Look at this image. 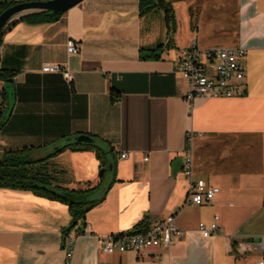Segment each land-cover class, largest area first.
<instances>
[{
	"label": "crops",
	"instance_id": "crops-1",
	"mask_svg": "<svg viewBox=\"0 0 264 264\" xmlns=\"http://www.w3.org/2000/svg\"><path fill=\"white\" fill-rule=\"evenodd\" d=\"M139 0H83L56 21L17 23L0 41V69L12 74L2 116L0 153H51L78 135L104 148L102 170L93 151H65L49 161L60 186H99L103 201L63 238L68 207L30 192L0 188V264H256L264 260V0L171 2L175 32L166 36L162 10L143 16ZM213 4L210 35L246 50L242 98L184 100L188 84L174 66L179 50L196 40L198 19ZM178 10L185 26L182 38ZM75 40L77 55L65 43ZM167 41L168 45H167ZM198 43V41H197ZM164 44L160 58L141 59ZM46 65L66 66L42 73ZM115 90L117 97H112ZM194 141V179L219 188L204 206H183L188 183L181 173L185 134ZM127 154L124 159L120 154ZM108 156V158H107ZM147 159V160H144ZM175 215L182 235L169 252L138 258L106 255L94 238L137 230L140 222ZM218 216L219 232L204 237L198 224ZM73 255L65 260L64 245Z\"/></svg>",
	"mask_w": 264,
	"mask_h": 264
},
{
	"label": "built area",
	"instance_id": "built-area-1",
	"mask_svg": "<svg viewBox=\"0 0 264 264\" xmlns=\"http://www.w3.org/2000/svg\"><path fill=\"white\" fill-rule=\"evenodd\" d=\"M68 56L77 55L80 46L73 39L65 43ZM246 50L240 47H208L201 48L196 40L179 50L175 70L188 84L184 100L191 104L195 99H234L245 96ZM42 73H60L70 86L73 76L66 66L46 65ZM202 137L200 133L189 130L185 134V146L182 155L181 173L188 183V191L183 206H204L210 204L220 192L219 188L208 186L202 179H194V141ZM127 154H120L124 159ZM147 160V159H144ZM176 216L169 215L165 219L148 222L142 230H132L120 233L98 236L93 234L88 226L84 233L94 238L98 251L106 255L133 253L138 258L159 257L161 252H169L170 247L181 238L182 232L176 226ZM218 216L212 223L205 226L198 224V230L204 237L219 232ZM65 260L70 262L73 255V244L68 241L64 245ZM256 264H264V260Z\"/></svg>",
	"mask_w": 264,
	"mask_h": 264
},
{
	"label": "trees",
	"instance_id": "trees-1",
	"mask_svg": "<svg viewBox=\"0 0 264 264\" xmlns=\"http://www.w3.org/2000/svg\"><path fill=\"white\" fill-rule=\"evenodd\" d=\"M25 1H47V0H0V14L9 7ZM180 1V0H172ZM156 9L162 10L166 36L175 32V17L171 2L167 0H139V15L143 16ZM61 15L52 14L49 11L35 13L23 16L20 21L9 23L0 35L2 36L17 23L42 24L56 21ZM167 41V45H168ZM164 49V44H158L151 49H140L148 54L140 56L141 59H159ZM12 74L0 69V88H1V108H0V132L1 118L6 113L8 96L11 95ZM112 97H117L115 90L111 92ZM95 139V138H94ZM31 149L23 148L17 151H3L0 153V188L11 189L16 191L30 192L38 197L62 203L68 207L71 217L70 224L62 230L63 238L75 229L78 224L83 223L85 215L92 208L99 205L106 193L105 189L100 195L99 186L90 187L84 184L83 188L68 189L59 185L56 178L52 175L49 168V161L59 154L81 151H93L96 159L100 163V168L105 169L103 156L104 148L95 139L94 144H81L74 141V138L66 140L65 144L56 146L54 150L42 157L33 158ZM146 221L140 222L135 228L142 230L147 228Z\"/></svg>",
	"mask_w": 264,
	"mask_h": 264
},
{
	"label": "water",
	"instance_id": "water-1",
	"mask_svg": "<svg viewBox=\"0 0 264 264\" xmlns=\"http://www.w3.org/2000/svg\"><path fill=\"white\" fill-rule=\"evenodd\" d=\"M83 0H47V1H25L15 4L0 14V35L3 29L13 21H20L23 16L49 11L52 14L62 15L69 9L81 3ZM1 93V88H0ZM1 108V95H0ZM74 141L81 144H94L95 139L88 135H78ZM103 174V170L99 175ZM105 189L101 188V195Z\"/></svg>",
	"mask_w": 264,
	"mask_h": 264
},
{
	"label": "rangeland",
	"instance_id": "rangeland-1",
	"mask_svg": "<svg viewBox=\"0 0 264 264\" xmlns=\"http://www.w3.org/2000/svg\"><path fill=\"white\" fill-rule=\"evenodd\" d=\"M206 6L207 7L203 8L202 13L200 14L198 19L199 32L197 36H193V37H196L198 44L201 47L220 45L221 42L224 40L222 36L210 35V33H212L216 25V23L212 18V13H213L212 7L214 8V6L213 4L211 5V3H208ZM178 24L180 28L181 37L182 38L187 37L185 36V32H184L185 31L184 20L179 10H178Z\"/></svg>",
	"mask_w": 264,
	"mask_h": 264
}]
</instances>
